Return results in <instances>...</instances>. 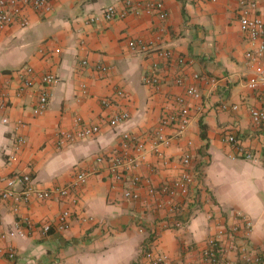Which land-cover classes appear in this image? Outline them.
<instances>
[{
  "label": "crops",
  "instance_id": "crops-1",
  "mask_svg": "<svg viewBox=\"0 0 264 264\" xmlns=\"http://www.w3.org/2000/svg\"><path fill=\"white\" fill-rule=\"evenodd\" d=\"M125 1L52 0L48 12L27 11L26 27L15 23L0 29V74L9 95L7 107L0 109V188L4 177L15 172L29 173L42 188L66 185L77 167L92 170L99 154L115 153L122 132L144 139L152 134L159 119L175 109L172 97L182 94L184 87L173 83L172 68L162 66L154 71L158 85L143 82L155 57L128 50L127 39L139 37L186 56L190 61L183 65L182 76L186 84L199 89L201 98L189 100L191 121L183 136L160 147L171 160L169 165H163L147 146L138 172L145 182L158 185L178 173L177 160L188 151L193 169L199 172V210L179 229L162 228L157 222L162 211L123 198L122 185L112 187L114 181L100 169L66 198L33 199L17 212L10 203L0 202V230L7 233L0 239V264H148L150 250L166 254L172 264H209L200 251L217 224L227 231L236 229L233 248L221 264H239L237 249L242 245L261 256L259 263L252 264H264V124H253L249 116L251 106L264 109V88L253 90L245 84L253 72L245 53L259 40L252 43L240 30L237 0H159L167 11L164 19L129 13L87 22L106 6L121 8ZM257 2L264 13V0ZM82 59L87 60L84 66ZM96 65L107 70L98 71ZM26 66L38 75L51 72L59 79L39 115L33 113L38 79L17 94ZM194 73L199 78L194 79ZM81 83L86 93L80 90ZM118 89L126 98L115 95ZM103 97H113V103L103 106ZM221 102L237 108L220 109ZM124 108L129 120L109 126L107 117ZM75 116L98 124L99 133L57 148L59 129L73 128ZM2 117H8L9 123L3 124ZM16 120L24 123L19 133L26 142L10 160L5 150L12 148ZM229 133L255 158L237 156L234 146L223 140ZM65 208L72 212L70 227L41 234L39 224L56 220ZM82 214L93 219L81 222ZM242 217L253 223L248 236ZM26 221L37 227L27 229L24 236L13 232L15 222ZM8 248L16 252L15 262L6 258Z\"/></svg>",
  "mask_w": 264,
  "mask_h": 264
},
{
  "label": "built area",
  "instance_id": "built-area-1",
  "mask_svg": "<svg viewBox=\"0 0 264 264\" xmlns=\"http://www.w3.org/2000/svg\"><path fill=\"white\" fill-rule=\"evenodd\" d=\"M52 0H0V29L12 24H18L26 27L28 24L27 11L32 9L41 13L50 11ZM239 7L237 10L240 30L251 41L258 43L252 49L245 53L248 63L251 65L253 72L245 79V84L250 89L264 88V13L259 12L257 0H237ZM129 13L135 15L148 14L156 15L160 19L167 17V11L159 0H145L141 3H132L125 1L123 7L119 8L114 5L106 6L100 14L92 15L87 18V22H97L100 19L109 21L117 18H123ZM128 50L136 55L146 58L155 57L151 65V71L143 75V82L150 85H158L159 79L155 70L159 67L167 69L172 68V81L178 86H183L182 94L172 97L175 109L165 113L158 121V124L148 135L146 139L135 136L129 132L120 134L118 149L115 153L105 156L99 154L95 162L96 168L92 170L76 168L73 178L66 185H52L42 188L40 184L29 174L15 172L4 177V187L0 188V202L10 203L12 211L17 212L20 205L27 204L36 199L45 201L52 198H66L71 195L74 189L85 184L88 177L94 173L105 170L114 184L122 185V196L127 200L139 201L140 204L150 209L163 213L158 218V224L162 228L179 229L198 212L199 197L197 194L200 186L199 172L192 167L191 154L186 151L177 160L178 173L173 177L165 178L158 185H152L145 182L138 172L141 162L144 158V151L150 146L151 151L161 160L163 165H169L171 162L161 151L162 145L169 144L172 140H177L183 136L191 121L190 99L201 98L199 89L194 84H186L182 76V68L190 60L183 55L175 54L170 48L157 43V41L145 40L143 38H128L126 41ZM57 51V50H56ZM82 66L87 64L86 59L80 61ZM98 71H106L104 65H96ZM22 74V73H21ZM204 77V76H203ZM193 78H199L194 73ZM38 79L39 91L36 103L33 107V113L41 114L48 105L51 95V89L57 84L58 77L51 72L36 74L31 66L24 68V76L17 87V94L33 86ZM215 83V79H211ZM80 90L86 93V85L80 84ZM119 98H126L122 89L115 91ZM9 102V95L3 88V81L0 74V109H5ZM103 106H109L113 103V97H103L100 100ZM220 109H236L237 105H228L221 102ZM249 116L253 124H264V109L261 107H249ZM130 118L129 111L119 109L113 111L106 119L111 127H118ZM3 124L9 123L8 117H2ZM24 125L21 120H16L14 126V141L11 150H5V154L10 160L16 158L17 153L25 145V137L19 133V129ZM169 129V132L166 130ZM100 131L98 124L88 123L80 116L73 119V128L62 130L59 129L56 138L57 148L64 147L75 141L92 138ZM223 140L234 146L235 154L244 159L252 160L255 154L251 151H245L238 143L233 134H227ZM141 190L144 194H141ZM74 200V199H73ZM72 212L65 208L62 210L54 221H46L39 224L41 234L47 235L50 232H62L70 227ZM241 217V216H240ZM81 222L92 220L89 214L79 215ZM244 236H248L253 223L250 219L242 217ZM37 226L31 221L24 224L15 222L13 232L19 236H24L26 230L32 231ZM235 228L227 231L222 224H217L215 232L211 234L205 242V246L200 251L201 259L209 264H221L224 262V255L233 248L231 243L235 237ZM13 232H10L12 235ZM6 232L0 230V239L6 236ZM227 241V242H226ZM229 241V242H228ZM240 253L241 261L239 264L259 263L261 256L255 251L249 250L246 246L237 249ZM148 264H172L168 256L155 250L147 252ZM6 258L12 262L17 260V254L12 248L6 251Z\"/></svg>",
  "mask_w": 264,
  "mask_h": 264
},
{
  "label": "trees",
  "instance_id": "trees-1",
  "mask_svg": "<svg viewBox=\"0 0 264 264\" xmlns=\"http://www.w3.org/2000/svg\"><path fill=\"white\" fill-rule=\"evenodd\" d=\"M200 127H201V136L204 137L205 136V125L201 122L200 123Z\"/></svg>",
  "mask_w": 264,
  "mask_h": 264
}]
</instances>
